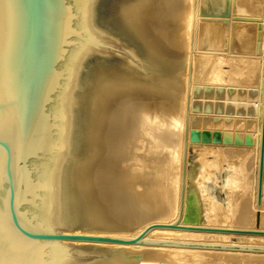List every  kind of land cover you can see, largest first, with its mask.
<instances>
[{
	"label": "bare ground",
	"instance_id": "1",
	"mask_svg": "<svg viewBox=\"0 0 264 264\" xmlns=\"http://www.w3.org/2000/svg\"><path fill=\"white\" fill-rule=\"evenodd\" d=\"M100 1L94 0L91 48L51 230L135 237L151 224L176 221L187 131L180 224L264 231V194L262 205L256 203L264 0H103V21L96 11ZM235 43L245 54L230 51ZM201 94L221 101L201 103ZM195 146L221 148L224 159L242 162L222 166L219 177L205 174L202 184ZM256 210L262 211L261 228L253 224ZM82 215V228H73ZM146 239L264 247L259 235L163 227ZM88 251L100 253L92 264L264 261V252L62 241L47 243L42 264H84L80 255Z\"/></svg>",
	"mask_w": 264,
	"mask_h": 264
},
{
	"label": "water",
	"instance_id": "2",
	"mask_svg": "<svg viewBox=\"0 0 264 264\" xmlns=\"http://www.w3.org/2000/svg\"><path fill=\"white\" fill-rule=\"evenodd\" d=\"M106 2L96 8L99 20ZM106 8V10L104 9ZM94 0H0V264H42L48 242L86 241L264 252V247L146 239L154 228L264 236L258 229L154 223L135 237L51 230L66 145L91 48ZM105 10V11H104ZM188 127V124H187ZM264 194V90L257 206ZM76 227V226H74Z\"/></svg>",
	"mask_w": 264,
	"mask_h": 264
},
{
	"label": "rangeland",
	"instance_id": "3",
	"mask_svg": "<svg viewBox=\"0 0 264 264\" xmlns=\"http://www.w3.org/2000/svg\"><path fill=\"white\" fill-rule=\"evenodd\" d=\"M105 7H107V4H104ZM104 7V9L106 10V8ZM104 10V11H105ZM236 46V47H235ZM230 51L233 52V53H236V54H245V51L244 49L242 48V46L239 44V43H235L233 46H230ZM234 50V51H233ZM226 69H228L229 67H225ZM242 70V69H241ZM237 77V76H236ZM243 79V78H242ZM241 79V80H242ZM246 79H243L242 81H240V83L244 82ZM246 82V81H245ZM197 101H200L201 103L202 102H208V103H217L221 101V99L217 100V99H214V98H210V97H203V95L201 94V96L197 97L196 98ZM199 149V150H198ZM222 149L221 148H213V147H200V146H195L194 147V154H195V159L197 161H199L201 163V168H200V176H199V179H198V182H201L202 184H204V181H206V176L205 174H208V173H216V175L219 177V174H222L223 173V167L222 166H225L227 164H231L232 162H234L235 164H239L241 163L242 161L237 159L236 157L235 158H231L228 160V159H224V153L225 151H221ZM225 150V149H223ZM221 151V152H220ZM223 152V153H222ZM166 154L163 153V154H160L159 156H156L155 159L159 160L161 158H163ZM252 156V152H250V155L248 154V157L251 159ZM219 157V158H218ZM248 158V160H249ZM239 160V161H238ZM160 161V160H159ZM231 161V162H230ZM237 162V163H236ZM214 163V164H213ZM232 163V164H234ZM234 173V172H233ZM219 180V178H217V181ZM219 182V181H218ZM216 194L219 195L220 198H225L226 197V193L224 192H219L218 190H215ZM207 195V194H206ZM208 196V195H207ZM206 196V197H207ZM206 206L209 208L210 207V204H211V200L210 199H206ZM219 213L223 212L222 209L221 210H218ZM255 213V218H254V226L255 227H259L261 228L262 227V211L260 210H256L254 211ZM83 218V215L82 217H78L75 222L78 223V225H75L76 227L73 226V228L75 229H81V220ZM84 223V222H83ZM93 253V254H92ZM91 251H88V252H85V253H82V255H80V259L82 262H84V264H92L95 260H98L97 258H100V256H97V254H100V253H97V251L95 252H92ZM83 254L85 256H83ZM88 254V255H86ZM91 254V255H90ZM213 258V257H211ZM237 259V258H236ZM90 260V261H89ZM212 260V259H211ZM232 260V259H231ZM242 260V261H241ZM245 259H241V258H238L237 259V262L236 260L234 261H225L223 264H263L264 261H260V262H256V261H248V262H245L247 260ZM221 261H217L216 263H218ZM256 262V263H255ZM219 264V263H218Z\"/></svg>",
	"mask_w": 264,
	"mask_h": 264
}]
</instances>
